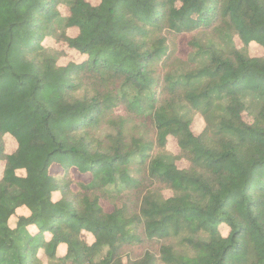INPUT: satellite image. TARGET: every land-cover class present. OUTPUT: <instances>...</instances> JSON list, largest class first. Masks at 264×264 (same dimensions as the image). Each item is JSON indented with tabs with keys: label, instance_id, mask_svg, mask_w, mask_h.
<instances>
[{
	"label": "trees",
	"instance_id": "obj_1",
	"mask_svg": "<svg viewBox=\"0 0 264 264\" xmlns=\"http://www.w3.org/2000/svg\"><path fill=\"white\" fill-rule=\"evenodd\" d=\"M0 264H264V0H0Z\"/></svg>",
	"mask_w": 264,
	"mask_h": 264
},
{
	"label": "rangeland",
	"instance_id": "obj_2",
	"mask_svg": "<svg viewBox=\"0 0 264 264\" xmlns=\"http://www.w3.org/2000/svg\"><path fill=\"white\" fill-rule=\"evenodd\" d=\"M251 51H252L253 54H257V53L260 52L258 46H255ZM65 60H66V58H62V59H61V62H65ZM201 125H202L201 119L197 117V118L195 119L194 128H195L196 130H198V129H200ZM11 148H13V144H12V145H11V144L9 145V149H11ZM82 177H84V176H82ZM109 203H110V202H109ZM109 203H106V204H105V207H106L107 209L110 208L109 205H110L111 203H110V204H109Z\"/></svg>",
	"mask_w": 264,
	"mask_h": 264
}]
</instances>
